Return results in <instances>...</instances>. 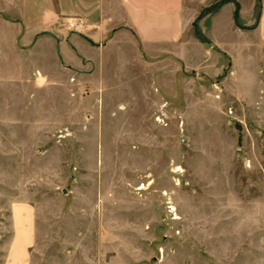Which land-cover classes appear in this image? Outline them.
<instances>
[{"label":"crops","instance_id":"0c3cea01","mask_svg":"<svg viewBox=\"0 0 264 264\" xmlns=\"http://www.w3.org/2000/svg\"><path fill=\"white\" fill-rule=\"evenodd\" d=\"M255 48L264 50V0H0V264H144L127 262L116 184L75 175L74 196L61 192L83 169L79 144H91L89 174L96 143L154 151L155 115L166 104L175 123L193 103L192 81L201 87L192 74L219 75L223 56L237 80L230 94L241 59L247 106L264 111ZM247 162L214 185L264 240V163L256 152Z\"/></svg>","mask_w":264,"mask_h":264},{"label":"rangeland","instance_id":"374dc122","mask_svg":"<svg viewBox=\"0 0 264 264\" xmlns=\"http://www.w3.org/2000/svg\"><path fill=\"white\" fill-rule=\"evenodd\" d=\"M263 51L255 48L260 100L264 99ZM241 56L240 52L238 57ZM223 65V71L213 77L202 79L199 74H192L201 87L192 81L190 109L181 113L175 123H169L173 119L170 115L168 125L159 124V142L154 151L133 142L96 143L97 172L89 174L85 168L92 165L91 144H79L83 169L73 168L72 183L61 186V192L74 196L75 175L83 177L78 178L82 183L116 184L110 197L119 200L121 207L112 208V214L121 210L126 217L127 262L264 260V240L257 224L253 227L241 218L231 217L226 205L231 191L216 190L214 185L229 182L231 169L247 167L248 152H256L264 163V111L247 106L246 64L239 60L236 96L230 94L236 89L237 80H228V57L223 56ZM165 109L166 104L158 113ZM0 167L5 170L6 160H0ZM45 179L58 182V175H47ZM245 193L241 192L243 196ZM102 210L110 214L107 208Z\"/></svg>","mask_w":264,"mask_h":264},{"label":"built area","instance_id":"2783aa9c","mask_svg":"<svg viewBox=\"0 0 264 264\" xmlns=\"http://www.w3.org/2000/svg\"><path fill=\"white\" fill-rule=\"evenodd\" d=\"M154 120L156 123L161 125H168L169 116L167 113H165L164 110H161L155 117Z\"/></svg>","mask_w":264,"mask_h":264}]
</instances>
